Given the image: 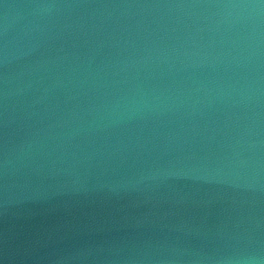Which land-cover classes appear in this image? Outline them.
<instances>
[{
  "label": "water",
  "instance_id": "95a60500",
  "mask_svg": "<svg viewBox=\"0 0 264 264\" xmlns=\"http://www.w3.org/2000/svg\"><path fill=\"white\" fill-rule=\"evenodd\" d=\"M0 264H264V96L0 85Z\"/></svg>",
  "mask_w": 264,
  "mask_h": 264
}]
</instances>
